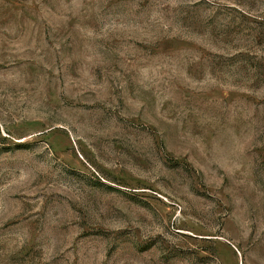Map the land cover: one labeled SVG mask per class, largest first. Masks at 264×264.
Wrapping results in <instances>:
<instances>
[{"label": "rangeland", "instance_id": "374dc122", "mask_svg": "<svg viewBox=\"0 0 264 264\" xmlns=\"http://www.w3.org/2000/svg\"><path fill=\"white\" fill-rule=\"evenodd\" d=\"M0 264H264V0H0Z\"/></svg>", "mask_w": 264, "mask_h": 264}]
</instances>
